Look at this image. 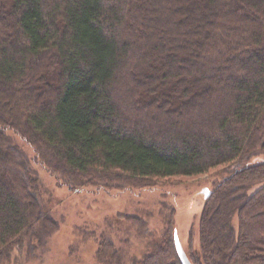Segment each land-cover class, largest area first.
Listing matches in <instances>:
<instances>
[{
	"label": "trees",
	"instance_id": "1",
	"mask_svg": "<svg viewBox=\"0 0 264 264\" xmlns=\"http://www.w3.org/2000/svg\"><path fill=\"white\" fill-rule=\"evenodd\" d=\"M36 166L70 192L224 166L188 257L264 264V0H0V264L60 228ZM135 211L81 233L95 264H182L176 209Z\"/></svg>",
	"mask_w": 264,
	"mask_h": 264
},
{
	"label": "rangeland",
	"instance_id": "2",
	"mask_svg": "<svg viewBox=\"0 0 264 264\" xmlns=\"http://www.w3.org/2000/svg\"><path fill=\"white\" fill-rule=\"evenodd\" d=\"M258 161L259 158H256L253 163ZM223 167L214 168L202 175L160 180L156 186L142 190H99L90 187L70 192L45 169L36 166L42 184L48 192L58 197L53 214L60 228L50 242V252L44 257L27 259L23 255L21 259L20 253H14L12 264H95L93 253L96 242L92 238L85 241L82 232L100 234L104 222L108 221L107 216L121 211L134 215L135 210H149L153 212V222L157 223L163 202L176 209V229L187 250L190 243L197 245L195 233L191 237L190 232L194 226L195 232L198 231L205 201L201 191L204 188L212 189L215 176Z\"/></svg>",
	"mask_w": 264,
	"mask_h": 264
},
{
	"label": "water",
	"instance_id": "3",
	"mask_svg": "<svg viewBox=\"0 0 264 264\" xmlns=\"http://www.w3.org/2000/svg\"><path fill=\"white\" fill-rule=\"evenodd\" d=\"M201 194L204 196V199L207 200L210 195H211V190H209L208 188H204L201 191ZM174 242H175V248H176V252L179 256V259L181 261L182 264H192V262L190 261L188 254L181 242V239L178 235V232L176 230L175 232V238H174Z\"/></svg>",
	"mask_w": 264,
	"mask_h": 264
}]
</instances>
